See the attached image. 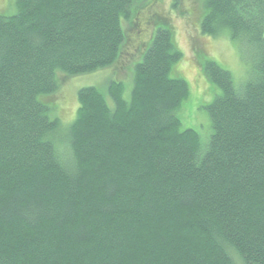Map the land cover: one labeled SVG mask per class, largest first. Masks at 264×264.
Masks as SVG:
<instances>
[{
  "label": "trees",
  "instance_id": "obj_1",
  "mask_svg": "<svg viewBox=\"0 0 264 264\" xmlns=\"http://www.w3.org/2000/svg\"><path fill=\"white\" fill-rule=\"evenodd\" d=\"M146 1L19 0L0 15V264H264V0H205L201 32L249 56L239 81L201 64L208 141L183 129L184 53L159 16L130 97L117 81L83 88L62 130V82L128 65Z\"/></svg>",
  "mask_w": 264,
  "mask_h": 264
},
{
  "label": "rangeland",
  "instance_id": "obj_2",
  "mask_svg": "<svg viewBox=\"0 0 264 264\" xmlns=\"http://www.w3.org/2000/svg\"><path fill=\"white\" fill-rule=\"evenodd\" d=\"M18 1L0 0V15L8 16L17 13ZM150 3L151 6L146 1L145 6L142 5L144 7L141 6L142 8L138 10V16H141L137 21L140 28L128 32L126 58L131 59L128 65L123 68L112 67L62 82L54 96V102L55 113L61 120L64 133H68L76 119L79 107L78 94L81 89L96 87L107 95L111 82L117 81L124 84L125 97H130L133 85L131 70L134 71L136 64L142 60L145 49L148 48L153 37L154 27L147 25V20L159 16V18H165L172 26L176 44L184 53L183 61L176 64L171 73L172 78L185 79L191 90L185 109L179 112L183 129H196L204 140L208 141L210 138L211 121L208 106L214 98V91L201 69V64L203 65L207 60L216 61L239 81L238 79L248 72V53L246 54L243 48L231 38L228 31L216 37L207 36L201 32L199 22L205 14V0H151ZM125 26L128 29L129 24Z\"/></svg>",
  "mask_w": 264,
  "mask_h": 264
}]
</instances>
